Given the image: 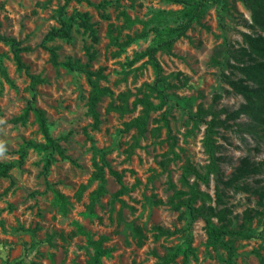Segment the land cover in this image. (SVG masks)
Wrapping results in <instances>:
<instances>
[{"label": "rangeland", "instance_id": "1", "mask_svg": "<svg viewBox=\"0 0 264 264\" xmlns=\"http://www.w3.org/2000/svg\"><path fill=\"white\" fill-rule=\"evenodd\" d=\"M65 1L0 0V34L28 49L21 54L22 61L29 73L45 81L36 85L34 93L29 90L28 77L16 70L9 46L0 42V162L15 165L9 178L0 180V264H85L92 253L87 240L100 237H106L102 246L110 251L102 264H157L155 254L182 251L188 241L196 255L189 264L264 263L263 221L253 219L249 237L233 240L229 258L219 244L207 243L201 220L191 221L184 208L173 211L169 206L175 192L182 190L179 179L185 161L197 168L207 164L201 146L205 126L192 120L197 108L233 110L243 102L230 92L227 80L241 77L230 65L237 64L242 35L250 33L245 25L250 22L249 11L235 0H183L185 5L168 0H72L64 6ZM60 7L66 18L87 13L95 40L75 24L69 40L44 41L52 28L59 27ZM121 12L132 23L125 22ZM189 18L185 35L169 51L155 54L167 100L150 113L143 136L125 131L124 123L135 118L140 108L119 115L107 111L109 103L117 104L120 93H130L128 104L134 96L148 93L146 86L153 85L156 73L147 51L166 37L153 29L179 27ZM143 32L145 37L124 44L126 36ZM86 47L93 55L89 63ZM49 48L55 49L59 64L78 60L90 71H100L98 85L108 88L109 94L97 105V129L86 113L85 76L54 67ZM33 95L34 106L44 111L50 136L67 159L55 152L27 149L19 163V150L26 142H45L32 112L23 124L12 123ZM214 96L219 98L213 100ZM151 102L159 105L152 96ZM237 123L240 128L251 125L246 117ZM235 129L218 130L214 138L227 158L221 165L224 175L228 177L245 156L261 165L238 189L223 190L220 208L230 210L231 230L246 233L240 227L243 212L255 211L253 193L264 191V128L254 127L249 133ZM103 161L121 177L126 191L119 196V185ZM99 167L105 181L104 192L97 196L99 181L93 174ZM200 189L213 204L212 181ZM54 192L61 197L59 203ZM174 264H181V256Z\"/></svg>", "mask_w": 264, "mask_h": 264}, {"label": "trees", "instance_id": "2", "mask_svg": "<svg viewBox=\"0 0 264 264\" xmlns=\"http://www.w3.org/2000/svg\"><path fill=\"white\" fill-rule=\"evenodd\" d=\"M72 0H66L64 6ZM77 3L85 0H73ZM176 4H186L183 0H168ZM204 1V0H203ZM225 0H212L213 3L224 2ZM240 2L243 7L250 13V22L245 23L246 28L250 30L249 34L242 35V46L237 50L235 57L236 65H230L241 75L240 78L227 80V86L230 92L240 96L243 100L236 109L229 110L221 107L217 110L197 108L192 120L195 123H201L205 126L201 146L203 153L206 155L207 164L203 167H195L188 161L182 166L180 174V185L182 190H177L174 197L169 200V206L173 211H179L184 208L191 221L201 220L204 223V229L207 236V243L211 245L219 244L232 258V244L234 239H246L249 237L250 225L252 220L257 218L258 222H264V191L255 190L253 195L256 197L255 211L245 210L242 216L241 229L242 231H233L230 229L231 220L227 218L230 210L227 208H220L223 204L222 193L223 190H236L239 183L248 176L254 175L260 168L261 164L251 162L247 156L241 158L237 166H235L230 175H224L221 165L227 162V158L222 154V145L215 142L214 138L218 135V130L228 131L235 127V132L242 131L251 132L254 127L264 128V0H235ZM206 2V1H204ZM202 3L197 4L199 8ZM57 22L59 27L52 28L44 37V41H53L54 39L69 40L73 25L82 27L84 31H88L91 37L95 40L93 25L89 22L87 13L75 12L69 17H65L64 7H60L56 11ZM121 16L127 23H132L131 19L126 13L121 12ZM192 18H189L186 23L179 27L166 28L163 31L153 29L157 34L163 33L166 37L155 47L148 49L147 56L152 61L156 78L152 86H146L148 93H144L141 97L134 96L133 101L128 104L130 93H120L117 95V104L109 103L107 107L108 112H115L119 115L131 114L140 108L139 114L124 123L125 131L135 130L138 136H143L146 133V128L149 120V115L153 111L160 110L162 105L167 100L164 91L161 89L163 82L161 77V69L155 61V54L158 51H169L171 45L176 39L185 35L190 28ZM146 32L141 33L136 37L126 36L125 45L135 41L137 38H143ZM0 42L8 45L13 57V61L17 71H23L29 79V90L33 93L36 90V85L41 84L44 79L39 76L29 73V68L22 61L21 54L28 49L21 46V43L14 38L7 37L0 34ZM43 45V43H42ZM44 46V45H43ZM50 53L51 64L54 67L63 66L69 71L80 72L85 76L86 82L89 86V92L86 99V113L92 120L93 129H97L99 125V114L97 112V105L101 98L109 94V89L100 87L98 85L100 71H90L88 65L81 64L78 60H67L61 64L58 63L55 49H47ZM88 63L93 59V55L89 52V48H85ZM0 72L2 69L0 67ZM151 96L159 101V105H154L151 102ZM214 96L213 100L218 99ZM32 112L39 125V130L44 138V143L26 142L19 150L18 161L21 163L26 155L27 149L35 151H51L55 152L60 158L67 159L64 150L59 143L50 136L48 124L45 118L44 111L34 106V95L32 96L28 107L22 115L12 120V123L23 124L28 113ZM2 113L0 110V117ZM241 117H246L251 122V125L240 128L237 121ZM50 165L47 161L45 170ZM14 163L0 162V180L9 178L10 171L14 168ZM102 166H105L109 174L114 177L119 185V190L116 196H119L126 191L122 183L121 177L118 173L110 169L106 162L103 161ZM102 167L98 168V172L93 174V179L99 181V187L96 195L99 196L104 192V174ZM210 181L213 183V204H210V195L200 189V185L208 187ZM80 189H83L81 187ZM55 201L59 203L61 197L54 192ZM124 205V203H122ZM91 207H89V210ZM253 212V214H251ZM159 230V229H158ZM160 235L163 234L159 231ZM225 237L228 239L225 241ZM158 238V237H157ZM106 241V237H100L97 240L88 239V245L92 249V253L85 262V264H102V258L109 254V250L102 245ZM154 254V253H153ZM181 256V264H189L191 259H196L193 249L190 247V241L187 242V247L182 251H174L167 253L162 257H157V264H174L175 260ZM135 264V263H132ZM261 264H264L261 261Z\"/></svg>", "mask_w": 264, "mask_h": 264}]
</instances>
